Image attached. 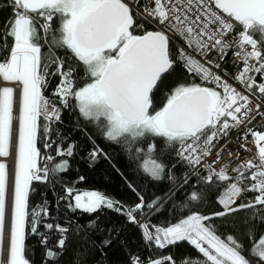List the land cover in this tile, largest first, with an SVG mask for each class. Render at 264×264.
Masks as SVG:
<instances>
[{"label":"snow or ice","instance_id":"snow-or-ice-1","mask_svg":"<svg viewBox=\"0 0 264 264\" xmlns=\"http://www.w3.org/2000/svg\"><path fill=\"white\" fill-rule=\"evenodd\" d=\"M0 264H264V0H0Z\"/></svg>","mask_w":264,"mask_h":264},{"label":"trees","instance_id":"trees-1","mask_svg":"<svg viewBox=\"0 0 264 264\" xmlns=\"http://www.w3.org/2000/svg\"><path fill=\"white\" fill-rule=\"evenodd\" d=\"M73 163L74 164L79 163L81 167H84V165H83L82 162L74 161ZM93 177L98 182V187H100L102 189L103 188V182H104V180L106 178L105 177H102L99 173H93ZM115 186H116L115 185V181H113V187H115ZM110 191H111V189H110ZM112 194L115 195L116 193L113 192ZM49 195H51V193H49ZM34 198H37L38 199V197H34Z\"/></svg>","mask_w":264,"mask_h":264},{"label":"built area","instance_id":"built-area-1","mask_svg":"<svg viewBox=\"0 0 264 264\" xmlns=\"http://www.w3.org/2000/svg\"><path fill=\"white\" fill-rule=\"evenodd\" d=\"M257 123H259V121H257Z\"/></svg>","mask_w":264,"mask_h":264}]
</instances>
